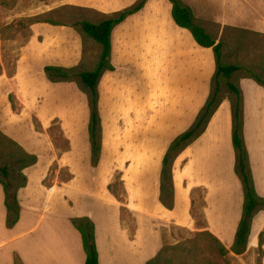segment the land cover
Returning a JSON list of instances; mask_svg holds the SVG:
<instances>
[{
  "label": "crops",
  "instance_id": "0c3cea01",
  "mask_svg": "<svg viewBox=\"0 0 264 264\" xmlns=\"http://www.w3.org/2000/svg\"><path fill=\"white\" fill-rule=\"evenodd\" d=\"M138 1L59 0L57 6L82 8L87 10V19L96 21L129 8ZM183 2L192 8L196 18L212 20L221 25V35L219 38L216 36L218 41L226 27L264 34V0ZM31 27L37 34L45 35V39L31 38L25 45L27 56L25 54L24 58H34L40 62L48 55L45 66H81L84 50L78 52L65 37L54 41L51 36V32L58 31L72 35V26L34 22ZM78 38L83 42L81 34ZM88 43L92 44L90 40H87ZM56 44L57 49L54 47ZM22 61L24 59L10 78L14 80V87H17L15 93L19 96L21 83L25 79ZM111 62L115 70L107 71L99 84L101 116L102 82L126 66L146 76V84L138 82L137 88L146 86L148 93L153 92L158 96L155 113L149 118L157 151L147 154V157L154 159L153 170L147 169L150 174L153 171L154 200L151 198V183L147 185V199L144 197L141 201L138 195L136 200L133 193L132 219L135 226L131 229L124 222L121 207L111 194L77 189L76 179L67 184V188L49 186L47 179L51 166L60 159L55 145L49 147L48 152H38L25 144L18 126L9 132L12 127L9 124L12 105L4 99L0 102V111H6L8 116L0 117V131L28 152L36 154L38 161L24 170L27 184L18 192L20 218L13 228L6 226V195L0 182V264H15L17 257L23 264H85L87 254L83 237L73 222L76 217H89L95 222L100 264H147L163 248L166 226L174 224L196 228L193 196L200 190L205 193L203 214L206 229L242 264H264V208L258 210L253 218L247 250L242 254L232 251L243 216L245 194L242 181L235 171L233 114L229 99L221 103L205 132L178 155L173 167L174 207L168 208L160 200L164 156L171 142L193 125L211 93V81L217 69L213 47L200 45L189 29L177 24L170 0H148L143 8L113 29ZM45 66L40 68L39 78L45 80L49 87L70 88L74 87V83L78 84L74 81H50ZM5 79H9L6 72H0V83ZM31 83L34 84L33 81ZM239 84L244 95L245 139L255 186L258 194L264 197V85L246 76L240 77ZM61 95L62 100L64 93ZM75 96L73 91L69 102H66L73 109ZM135 104L139 108V102ZM45 106L42 105V109ZM42 119L44 125L50 126L48 117L43 116ZM89 119L85 134L88 136L91 161ZM135 122L133 116L134 125ZM140 123L143 124V121L138 119V125ZM63 126L68 127V124L63 123ZM69 150L61 155L69 154Z\"/></svg>",
  "mask_w": 264,
  "mask_h": 264
},
{
  "label": "rangeland",
  "instance_id": "374dc122",
  "mask_svg": "<svg viewBox=\"0 0 264 264\" xmlns=\"http://www.w3.org/2000/svg\"><path fill=\"white\" fill-rule=\"evenodd\" d=\"M58 1L0 0V72L5 71L10 79L18 71L21 60L24 59L22 62L25 65V79L21 83L20 96L15 93L17 87H14V80L5 79L0 83V102L6 99L12 105L9 121L12 127L8 131L11 132L18 126L25 144L38 152H48L49 147L55 145L60 159L51 166L48 185L67 188V184L76 179L77 189H87L88 192L102 195L111 194L121 207L124 222L132 229L135 226L132 219L133 193L136 200L138 195L141 201L144 197L147 199V185L151 183V198L154 200L153 171L151 174L147 171L149 168L153 170L154 159L147 157V154L157 151L155 137L149 127V118L155 113L158 96L153 92L148 93L146 86L137 88L138 82L146 84V76L129 66L103 80V157L99 166L93 167L89 157L88 136L85 134L89 119L87 94L76 83L70 88L54 85L49 87L45 80L39 78L40 68L46 65L48 55L40 62L34 58H24L25 54L27 56L25 45L31 38L38 37L41 41L45 39V35L37 34L31 27L37 19L61 22L71 27L74 22L88 18L87 10L69 5L58 7ZM196 20L213 36L220 37L219 23L203 18ZM71 30L72 35L58 31L51 32V36L54 41L65 37L70 44L75 45L78 52L84 50L81 69L90 68L98 59V49L90 43L81 42L78 38L80 34L78 35L74 28ZM221 40L224 43L226 61L249 67L264 79V34L226 27ZM54 47L57 49L58 44ZM247 73L244 70L241 74ZM73 91L76 94L74 109L71 104L67 106L66 103L69 102L68 98ZM61 93H64L62 100ZM135 102H139V108ZM42 105L47 106L42 109ZM53 114L58 116L52 117ZM4 116L7 117L8 113L0 111V117ZM43 116L48 117L50 126L44 125ZM133 116L136 118L135 125ZM138 119L143 121V124L138 125ZM63 123H67L68 127L63 126ZM67 149H70V153L61 155ZM16 152L15 146L0 136L1 164L15 165L13 158L8 160L4 155ZM12 167L18 169L19 165ZM0 179H5L2 173ZM11 180L14 184L18 183L16 172H12ZM193 198L196 228H184L174 224L166 226L164 246L156 256L158 264H242L231 253L227 257L218 254L219 244L206 229L203 214L205 193L200 190ZM6 226L8 227L7 220Z\"/></svg>",
  "mask_w": 264,
  "mask_h": 264
},
{
  "label": "trees",
  "instance_id": "16d2710c",
  "mask_svg": "<svg viewBox=\"0 0 264 264\" xmlns=\"http://www.w3.org/2000/svg\"><path fill=\"white\" fill-rule=\"evenodd\" d=\"M148 0H139L133 6L120 12L105 16L100 20L82 19L74 22L71 26L82 36L83 41L87 40L98 49V59L96 63L86 69H81L80 65L65 67L58 65L45 66L48 79L52 82H77L82 90L87 94L90 119L89 138L91 143V163L97 167L103 154V122L100 112V91L99 84L101 78L107 71L115 70L111 62L112 54V32L113 29L123 22L129 15L139 11ZM173 3V17L177 24L189 29L197 42L204 47H213L216 57L217 69L211 81V93L206 104L200 110L193 125L186 131L178 135L170 144L164 159L161 172V202L168 208L175 205V185L173 175V165L178 155L198 137H200L212 119L213 115L225 99H229L232 104L233 114V146L236 153L235 171L242 181L245 202L243 216L237 231L236 241L232 251L242 254L247 250L251 225L258 210L264 208V197L260 196L256 190L255 180L252 172L250 154L245 139V116H244V95L239 84L241 76L255 79L264 85V79L260 74H255L249 67H243L238 63L226 61L224 43L218 41L203 25L199 24L195 18L193 10L185 4L183 0H170ZM34 22H49L55 25H67L61 22L37 19ZM247 74H241L243 71ZM0 136L11 142L17 152L4 155V158H13L15 165L1 164L0 173L5 179H0L5 189V204L7 207V225L14 227L20 218L21 205L18 198L19 190L26 186L27 176L24 170L37 163L38 156L28 152L21 144L0 131ZM12 172L18 174V183L11 180ZM75 226L79 229L83 237L84 249L87 257L85 264H100L99 250L96 242L95 222L89 217H76L73 219ZM218 242V254L227 257L230 250L227 249L216 237ZM158 257H154L147 264H158ZM15 264H23L17 257Z\"/></svg>",
  "mask_w": 264,
  "mask_h": 264
}]
</instances>
